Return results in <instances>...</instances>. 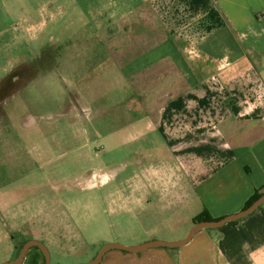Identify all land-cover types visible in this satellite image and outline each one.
Returning a JSON list of instances; mask_svg holds the SVG:
<instances>
[{
  "label": "crops",
  "instance_id": "obj_1",
  "mask_svg": "<svg viewBox=\"0 0 264 264\" xmlns=\"http://www.w3.org/2000/svg\"><path fill=\"white\" fill-rule=\"evenodd\" d=\"M55 9L64 27L75 24L77 51L145 42L124 52L136 59L123 70L125 87L141 90L131 104L145 106L124 128L152 137L146 162L129 164L144 193L125 195L120 212L142 224L135 244L180 241L205 212L243 210L264 186V0H0V72L12 74L0 90L26 70L21 46L29 56L30 41L52 38ZM23 264L45 256L32 248ZM101 264H264V204L182 247L111 250Z\"/></svg>",
  "mask_w": 264,
  "mask_h": 264
},
{
  "label": "rangeland",
  "instance_id": "obj_2",
  "mask_svg": "<svg viewBox=\"0 0 264 264\" xmlns=\"http://www.w3.org/2000/svg\"><path fill=\"white\" fill-rule=\"evenodd\" d=\"M53 11L52 38L30 41L29 56L21 46L26 70L0 90V264L17 260L29 240L48 247L51 264L87 263L106 244L136 246L142 231L120 212L125 195L144 193L129 164L146 162L152 137L124 128L145 106L131 104L141 90L125 87L123 70L136 59L124 52L145 42L117 41L110 53L101 44L95 54L89 41L77 51L75 24L64 27Z\"/></svg>",
  "mask_w": 264,
  "mask_h": 264
},
{
  "label": "water",
  "instance_id": "obj_3",
  "mask_svg": "<svg viewBox=\"0 0 264 264\" xmlns=\"http://www.w3.org/2000/svg\"><path fill=\"white\" fill-rule=\"evenodd\" d=\"M263 204H264V194L256 202H254L250 207L244 208L238 213L228 215L217 221H207V222H201V223L196 224L191 229L188 236L185 239L180 240V241L167 242V241H161V240H154V241H149V242L137 245V246H126L124 244L117 243V242L106 244L101 249V251L99 252L96 258H94L90 262L81 263V264H101L104 256L107 254V252L111 250H122L128 253L139 254L143 251L153 249V248H170V249L179 248V247H182L188 244L197 233L203 230H206V229H218L229 223L242 220L246 218L247 216H249L254 211H256L257 209H259ZM34 247H37L43 252L45 256V264H51V253L48 247L43 242H40L38 240H29L24 245V248L22 249L20 256L17 260L5 262L2 264H23L27 253L29 252L30 249Z\"/></svg>",
  "mask_w": 264,
  "mask_h": 264
},
{
  "label": "trees",
  "instance_id": "obj_4",
  "mask_svg": "<svg viewBox=\"0 0 264 264\" xmlns=\"http://www.w3.org/2000/svg\"><path fill=\"white\" fill-rule=\"evenodd\" d=\"M263 194L260 192H257L255 195L252 196V198L247 202L246 207H250L254 202H256ZM261 208V207H260ZM219 220V219H218ZM207 221H217V220H211L210 216L205 212L204 214L198 216L195 220V222L201 223V222H207Z\"/></svg>",
  "mask_w": 264,
  "mask_h": 264
},
{
  "label": "flooded vegetation",
  "instance_id": "obj_5",
  "mask_svg": "<svg viewBox=\"0 0 264 264\" xmlns=\"http://www.w3.org/2000/svg\"><path fill=\"white\" fill-rule=\"evenodd\" d=\"M94 161V160H93ZM99 178H101L100 174L98 175Z\"/></svg>",
  "mask_w": 264,
  "mask_h": 264
}]
</instances>
